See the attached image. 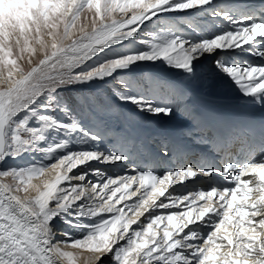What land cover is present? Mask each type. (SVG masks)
<instances>
[{"label":"snow or ice","instance_id":"1","mask_svg":"<svg viewBox=\"0 0 264 264\" xmlns=\"http://www.w3.org/2000/svg\"><path fill=\"white\" fill-rule=\"evenodd\" d=\"M212 4L0 0V165L30 161L0 167V264H264V121L258 141L252 126L238 124L217 138L215 123L185 107L194 130L213 133L215 149L246 139V158L226 161L222 170L189 165L162 176L134 170L105 177L91 162L130 157L99 150L102 137L86 127L84 118L104 107L97 95H68L83 86L110 88L136 112L173 117L177 90L152 70H174L190 81L212 57L214 76L234 84L246 103L264 107V63L237 59L249 53L264 61V3L213 7L231 28L212 35H188L173 25L148 30L147 22L158 24L162 14L207 12ZM90 172L97 181L88 180ZM214 173L223 180L208 190L166 195L174 183ZM168 208L181 210L155 211ZM146 212L147 223L138 219Z\"/></svg>","mask_w":264,"mask_h":264},{"label":"bare ground","instance_id":"2","mask_svg":"<svg viewBox=\"0 0 264 264\" xmlns=\"http://www.w3.org/2000/svg\"><path fill=\"white\" fill-rule=\"evenodd\" d=\"M229 6H230V3L225 2V3H217V4H215L214 7L215 8L219 7L221 9H225V8H229ZM244 6L245 5H243V4H238V7H244ZM200 12H202V11L199 9H190V10H186L185 13H175V14L165 13V14H162V17H163V19L174 18V20H175L176 17H178L180 14H183L182 17L188 18L190 20L193 18L194 13H200ZM211 16L212 17L207 15V19L217 20V21H214L215 25L212 26L210 24L209 27L211 28V30L208 32H201L199 35H212L213 33L222 32V31L230 29L228 27L223 28V26H230L231 27L229 22L227 20H225L223 17L215 16V15H213V12L211 13ZM148 22H150V21H148ZM160 25L161 24H159V26ZM187 34H189V33H187ZM247 47H249V46H247ZM237 52H239V51H237ZM205 59H203L200 62V65H202L201 63ZM245 60L250 62V63H253L254 65H259L261 63H264V61H262L260 57L252 56L249 53H248V56L245 57ZM200 65L198 68H200ZM152 71L160 79L165 80V81H169L172 85H174L173 86L174 89L176 87H177L176 90H178L179 87L182 88V91L185 95V99L182 100L181 98L177 97V101L179 102L180 108L185 109V107H187V109L190 112L194 113L196 116L198 115L199 118H201L205 121H211V122L215 123L216 124L215 132H217V129L220 130L219 136H222L227 131H229V127H228L229 125H234V123L232 121V117H233V119L238 118L245 125L248 124V125H250L254 128H258V129H259L260 122L264 121V107H261L259 105H250V104L246 103L245 99L241 96L238 88L234 84H232L231 82L227 81L226 79L220 78L216 82H212V84H210V85H213L210 87H213L216 91L228 93L230 96L228 98H223V96L216 97L215 95L208 94L206 89L205 90L197 89V88L191 87L189 85H186L183 81H181V76L176 74V71H174V70L168 71V70H163V69H153ZM104 90H105L104 92L108 93V88H104ZM204 101H206L209 104L214 105L215 107L219 108V111L227 113V114L231 115L232 117L231 116H223L221 118V122L223 123V125L219 126L218 125L219 118L217 119V112L214 111L212 108L208 107ZM184 114L186 115V117L180 118V122L176 123V125L178 126L177 130L171 129L169 126L168 127L164 126L163 131L161 133H158V134L160 137L164 136L167 138L168 146L170 148L169 151L171 153H173V155H175L177 160L182 161L183 164L189 162L190 165L198 168V165H199L198 160L201 161V159H202V158H200L201 155L197 154V152H198L197 145L199 142L198 139L201 135L207 136L208 134H210L207 137H211L212 133L210 132L207 134H202L198 130H194L193 129V123L194 122L191 120L190 117L187 116L185 111H184ZM155 117L156 118L152 119V118H148V116H147L146 121L147 122H155V120H158L157 121V123H158V122H163V120L169 118V117H165L163 115H159V116H155ZM218 117H219V115H218ZM126 127L129 128V126L127 124H126ZM187 132L193 134V138H192L193 140L192 141H188L187 138H185V137H188ZM139 133L142 134L141 131ZM131 135L134 137L135 140L137 139L136 138L137 132L131 131ZM243 143H246V140H244ZM115 145H116V143L114 142L113 143V149H115ZM144 147H146V150L148 153L147 157H141L140 156L139 148L136 147L134 150H130V147H127L126 150H124V152L130 157V159L127 161H121V162H123V164H129L130 166H134V167L139 166L138 171L143 170L142 167L140 168V166H143L146 162H148L149 164H147V165H149V170H152L157 175H159L158 174V167H160V164H159L160 161L158 162V159H157V155L159 153L158 150L154 149L151 151L150 149H148L147 146H144ZM187 154L190 155L189 157H192L193 159H196V160L190 161L187 157ZM207 155H208V158L205 161L203 160L204 161L203 164L208 165L209 162H213L214 164L217 163L216 161L218 159L216 158V156L214 154L207 153ZM164 161H165V158H164ZM193 161H196V162H193ZM121 162H118L117 164H107V165L101 164V163L95 162V161H93L91 163H92L93 167L99 168V169H101V171L103 170L102 172L104 173L105 177L116 178V177H119V173L117 172L116 174H114L115 173L114 171L118 169L117 166ZM114 167H116V168H114ZM125 168H127V167H125ZM169 168L170 167H168V169ZM77 170H79V168L75 169L74 171H77ZM127 172H129L128 175L134 174L132 170H127ZM90 175H92L91 172L89 173L88 179H89ZM92 176H94V175H92ZM220 178L223 180V177L220 176ZM97 180H98V178L94 176L93 181H97ZM73 183H80V182L79 181H73ZM197 183L201 184V190H205L204 189L205 185L208 186V189H210L213 186V183L211 181L203 179V176H198L194 180H190L187 182L185 181L184 184L174 183L171 186H169L168 188L174 187V190H177V193L184 194L183 192H185V190L187 188H193ZM166 195H168V193H166ZM188 195H191V194H188ZM181 196H183V195H181ZM129 202L130 201H126L125 203H129ZM198 203L203 204V201H199ZM181 207H182V205H181ZM193 207H195V205ZM175 210H177V209H175ZM169 212H170V210H169ZM167 213H168V211H167ZM163 214H165V213H163ZM140 218L141 217H138V219H140ZM189 227H192V226L190 225ZM203 231H204V229H203ZM68 250L70 251L71 249H68ZM80 264H83V260H81Z\"/></svg>","mask_w":264,"mask_h":264},{"label":"rangeland","instance_id":"3","mask_svg":"<svg viewBox=\"0 0 264 264\" xmlns=\"http://www.w3.org/2000/svg\"><path fill=\"white\" fill-rule=\"evenodd\" d=\"M207 15L209 16V14L207 12H200L197 14L195 13L194 17L190 20H188V18H183V17L175 18V20H174V18H169V19L160 20V22L158 24L152 23L153 21H150L147 23L149 25L148 30L149 31H158L159 28H161L163 26L173 25V26L177 27L180 31L184 32L185 34H187V33H189L188 35L197 34L200 29H206V24L204 23V21H206ZM119 18H120L119 15H117V19H119ZM154 20H156V19H154ZM159 24H161V25L159 26ZM197 26H198V28H197ZM194 29H195V33L193 31ZM205 32H207V31H205ZM145 38H147V37H145ZM136 47H143V45H136ZM35 63H36V60L34 59L33 64H35ZM201 66L202 65H200V67ZM27 67L28 66L26 65V68ZM212 68H213V63L211 61V64H209V65L205 64L198 71V76L196 79H193L190 81L185 80L183 78L182 79L184 81H186L188 84H190L189 86H191V85L195 86L194 88H197V89H203V90L206 89L208 94H210V95H215L216 97L223 96V98L230 97L228 93L219 92V91H216L213 87H210V86H213V85H210V84H212V82H216L218 79H220L219 77L213 75ZM0 83H2V82H0ZM167 83L172 88H174L173 87L174 85H172L169 82H167ZM117 87H119V85H117ZM104 91H105L104 89L97 90L96 88H93V87L83 86V88H81L80 90L74 91V92L68 94L70 96H78L81 94H83V95L96 94L99 103L104 106L102 110L97 111L94 115H92L90 117L86 116L84 118V123H85L86 127L90 128L93 132H95L96 134H98L99 136L102 137V140L98 146L99 150H101V151H115V150L117 151V150H119V151L124 152V150H126L127 147H130V150H134L137 147L140 150V152H139L140 156L141 157H147L148 153H147L146 147H144V146H147L150 150L156 149V150H158V152H160L159 161H160V169L162 170L160 176H162L167 171L179 170L177 168L174 169L175 166L179 165V164H177L178 162L173 164L172 163L173 161L171 162L170 157L165 156L164 157L165 161H164L163 152L165 150H168L169 147L167 146V144H165L163 142V140L165 138L162 139V137H160L158 133H161L163 131L164 126H166V127L169 126L171 129L177 130L178 126L176 125V123L180 122V118L186 117V115L184 114V108L183 109L180 108V110L177 111V113L173 117H169V118L163 120V122L157 123L158 120H155V122H147L146 121L147 116H148V118H152V119H154L156 117L150 116L146 113L136 112L135 108L132 105L121 104L112 95L110 88H108V93H106ZM177 93H178V96H177L178 98H181L182 100L185 99V95L182 91V88L179 87L177 90ZM126 124L129 126V128L126 127ZM131 131L137 132L138 137L136 136V138H137L136 140L131 135ZM140 131L142 132V134L139 133ZM114 142L116 143L115 149H113V143ZM29 162L30 161L28 158L20 159L17 161L9 160L8 164L0 165V167H8V166H12V165H25ZM166 162L168 164H170L169 165L170 170L168 168H166V165H165V164H167ZM147 163L148 162H146L143 166H140V168L142 167L143 170H147V168L149 167V165L147 166ZM125 167H127V168H125ZM114 168H116V167H114ZM117 168L118 169L114 171L115 172L114 174H116L118 172L119 176L128 175L129 172H127V170L138 171L137 166H135V167L130 166L129 164H123V162H121L117 166ZM78 171L79 170L74 171V172H78ZM51 175L52 174L50 173V174L46 175L45 178H50ZM89 179L91 181H93V179L91 177H89ZM188 181H190V180H188ZM39 182L40 181H34V183H39ZM197 191H199V188H197V186H196L194 190L187 188L185 190V192H183L184 194H181V193H177V190H174V187H173V188H168L166 193H168V194L171 193L173 197H178L181 195L192 194V193L197 192ZM135 199H137V198H135ZM135 199H133V200H135ZM161 199H164V198L162 197ZM129 203H131V201ZM182 208H183V205H182L181 209ZM169 210H170V212H174L177 210L179 211L180 209H177V210L171 209V208L155 209V211L158 214L165 213V215L170 213ZM167 211H168V213H167ZM148 215L149 214L146 212L144 214V216H141L140 219L142 221H145V223H147V221L145 220V217H147ZM163 223H164V225L167 224L166 221ZM191 226L197 227V225H191ZM58 227L63 228L64 225L60 224V225H58ZM136 227H137L136 225H133V228H136ZM153 227L155 228L156 226L154 225ZM162 227H163V225H162ZM208 230H209L208 228H206V227L204 228L205 232H207ZM185 231H187V229ZM160 234L162 235V231ZM121 243H124V242L121 241ZM70 251H72V250H70ZM105 258L107 259V257H105Z\"/></svg>","mask_w":264,"mask_h":264}]
</instances>
